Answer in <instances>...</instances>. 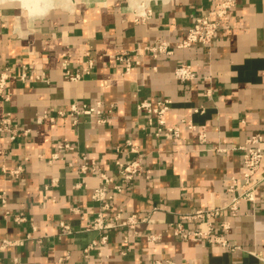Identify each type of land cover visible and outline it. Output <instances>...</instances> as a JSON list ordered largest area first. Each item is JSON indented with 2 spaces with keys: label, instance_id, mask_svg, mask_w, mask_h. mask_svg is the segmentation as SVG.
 <instances>
[{
  "label": "crops",
  "instance_id": "1",
  "mask_svg": "<svg viewBox=\"0 0 264 264\" xmlns=\"http://www.w3.org/2000/svg\"><path fill=\"white\" fill-rule=\"evenodd\" d=\"M221 1L72 0L68 9L53 7L45 17L32 19L16 7L18 0H8L9 7L0 10V75L9 69V97L0 100V120L10 116L31 132L15 141L0 133V192L8 193L9 212L5 215L0 205V241L17 243L0 251V264H14L15 257L20 264H59L66 256L64 264H152L155 259L264 264L263 188L261 199L243 202L237 216L227 210L222 214L230 229L216 233L234 250L184 241L171 230L182 214L230 202L231 178L241 180L244 169L238 148L255 133L264 136V0H235L210 46L176 47L193 21ZM158 41L168 42L174 53L140 56L130 74H121L119 53ZM90 61V73L82 80L66 76L67 70L84 72ZM181 64L190 65L198 78L177 80L174 71ZM23 71L28 74L24 81L19 78ZM163 99L172 101L165 118L168 125L180 126L179 139H156L144 129L147 116L137 105ZM96 102L103 107L99 116L82 111L58 115L72 103L82 110L83 104ZM43 115L56 119L37 123ZM189 123L207 133L205 143ZM127 140L139 150L143 175L115 192L113 185L121 181L115 160L125 155L116 149L126 150ZM60 141L71 148L58 149ZM54 153L58 157L50 162ZM21 162V178L1 172L2 166L12 169ZM93 162L112 178L107 220L118 223L129 215L156 212L135 230H87L104 205L92 198L104 183L81 171ZM256 177L264 183V159ZM19 214L26 218L21 224L14 221ZM61 222L73 232H62ZM186 227L206 229L205 223ZM151 234H160V241L149 242ZM103 235L107 243L85 256L84 249Z\"/></svg>",
  "mask_w": 264,
  "mask_h": 264
},
{
  "label": "built area",
  "instance_id": "2",
  "mask_svg": "<svg viewBox=\"0 0 264 264\" xmlns=\"http://www.w3.org/2000/svg\"><path fill=\"white\" fill-rule=\"evenodd\" d=\"M235 6V0H222L218 6L214 9L208 11L207 14L201 15L193 21L190 26L187 35L181 39L176 47L180 49H186L193 45H203L210 46L214 40V37L221 26L223 20H226L230 17L232 8ZM174 53L173 47L166 41H158L153 45H147L140 47L133 51L122 52L117 55V60L122 63L123 71L122 75H128L131 73V70L135 65L140 64V56L149 55L154 58L160 56H171ZM92 61L89 63V67L84 70V72H72L70 70L66 71V76L74 82L82 80L85 75L90 73L92 67ZM175 78L179 81L187 82L193 81L198 78L197 73L193 70L190 65L181 64L175 68L174 71ZM28 74L26 72H21L19 78L21 80H26ZM10 77V71L7 69L0 75V100L8 99V95L5 94L6 86L8 83V78ZM41 76H36V79H40ZM172 107V101L170 99L158 100L155 104L151 103L149 100H143L139 102L137 108L139 111L143 112L147 116V126L145 130H149L151 134L156 139L166 138V139H179L181 135V128L179 125L172 126L168 125L165 118L167 112ZM102 104L101 102H96L95 105H86L83 104L82 110L78 103H72L68 110L58 111V115L65 117L68 114H79L83 112L86 115H96L99 116L102 114ZM198 111V109H196ZM44 119H49L51 122L55 121V117L43 115L37 118V123L41 124ZM104 120L99 119L98 122H103ZM188 129L192 131H197L199 140L202 143L207 141V133L203 130L198 129L194 124L189 123ZM8 133L9 139L15 141L20 137L27 136L30 134V129L24 128L21 125H18L13 122L10 116H5L0 120V133ZM58 149H69L71 144L68 142H58L56 144ZM126 150L117 147V153H123L124 158L118 157L115 160V166L120 175L121 181L113 185V191L122 192L133 181L143 175V164L142 158L139 155L138 148L132 143V141H126ZM243 152L244 155V164H243V174L240 179L235 177L231 178V183L227 188V192L231 194L230 202L224 207H215V208H200L195 209L189 213L182 214L179 218V221L173 223L172 233L174 236L179 237L184 241H200L204 240L210 245L220 244L223 247L229 249H236L237 247L232 246L229 240L220 233L217 234L216 230L222 229L223 231H228L230 229L229 221L222 220V214L224 211H228L229 214L234 217L237 216L240 211V206L243 202H252L256 203L261 198L258 193L261 188L264 189L263 180L257 179L256 175L261 167V163L264 159V136L262 133H255L249 137L244 146L238 148ZM58 154L54 153L50 162L54 159H57ZM81 171L84 174L95 175L101 180L104 185L96 188L93 192L92 198L96 201H103V211L98 213L88 224L87 230H96L102 231L105 229H113L117 226L125 227L128 229L135 230L138 224L146 222L150 216L156 212L157 208L153 212L145 216H138L136 214L129 215L122 221L116 223L115 221L107 220L104 216V211L110 209V199L112 196L109 194L107 185L112 183V178L103 171L100 167L92 163V167L86 165L81 166ZM1 172L11 177L12 179H19L25 172L24 163H18L14 168L8 169L5 166L1 167ZM55 184L56 181L54 180ZM264 201V200H263ZM0 205L5 210V215H8L7 211L8 205V193L7 191L0 192ZM77 210V209H74ZM80 213L79 210H77ZM120 217H116L115 220H119ZM14 221L18 224L26 221V218L22 215H15ZM186 223H205L206 229L202 230L200 228L189 230L186 227ZM62 232L71 234L72 227L64 222L60 223ZM36 230V228L34 227ZM30 237V234L28 235ZM160 234H151L147 236V240L151 243L160 241ZM108 241V235L101 236L100 239L93 241L86 249H84V255L89 256L90 253L97 249L99 246L106 244ZM17 244L8 239L0 241V251H3L9 246ZM125 254V252H123ZM98 255H102L98 251ZM69 256L59 259V264H64ZM14 264H20L17 257L14 258ZM152 264H178L172 259H155Z\"/></svg>",
  "mask_w": 264,
  "mask_h": 264
},
{
  "label": "clouds",
  "instance_id": "3",
  "mask_svg": "<svg viewBox=\"0 0 264 264\" xmlns=\"http://www.w3.org/2000/svg\"><path fill=\"white\" fill-rule=\"evenodd\" d=\"M9 7L8 0H0V10ZM16 7L25 12L32 19L45 17L54 7L51 0H18Z\"/></svg>",
  "mask_w": 264,
  "mask_h": 264
},
{
  "label": "bare ground",
  "instance_id": "4",
  "mask_svg": "<svg viewBox=\"0 0 264 264\" xmlns=\"http://www.w3.org/2000/svg\"><path fill=\"white\" fill-rule=\"evenodd\" d=\"M51 2L53 3L54 7H63V8H67V9L70 8L71 5H72L71 4L72 3V0H51ZM133 5H135V4H133Z\"/></svg>",
  "mask_w": 264,
  "mask_h": 264
}]
</instances>
